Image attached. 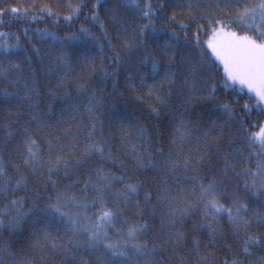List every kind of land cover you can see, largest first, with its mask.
Wrapping results in <instances>:
<instances>
[{
    "label": "snow or ice",
    "instance_id": "obj_1",
    "mask_svg": "<svg viewBox=\"0 0 264 264\" xmlns=\"http://www.w3.org/2000/svg\"><path fill=\"white\" fill-rule=\"evenodd\" d=\"M68 7L64 19H79L84 0ZM90 12L99 35L26 27L25 43L0 30L2 126L19 157L4 158L5 140L0 196L27 194L0 207V228L23 237L31 220L33 229L26 256L0 236V264H264V123L217 96L247 90L255 103L245 113L264 109V0H95ZM7 14L59 18L35 0L7 4L0 29ZM97 58L103 75L93 84ZM121 72L150 114L178 121L170 145L111 102L127 100ZM213 101L210 124L191 119Z\"/></svg>",
    "mask_w": 264,
    "mask_h": 264
},
{
    "label": "trees",
    "instance_id": "obj_2",
    "mask_svg": "<svg viewBox=\"0 0 264 264\" xmlns=\"http://www.w3.org/2000/svg\"><path fill=\"white\" fill-rule=\"evenodd\" d=\"M119 2V0H110V4H115ZM33 3V0H0V6H4L7 4H13L17 6H29ZM37 8H39L42 4H48L52 10L59 14V18L56 17H45L43 20L38 21H30L28 19H25L24 17H20L18 19H14L11 14L5 15L4 19L5 21H11V23H5L2 27L3 31L6 32H13L18 33L21 35V39L24 41V34L22 32V29L24 28H40V29H48L50 31L57 32L61 37H65L68 35H71L73 32H78L81 25H85L87 27H91L94 32H96L98 35L100 34L99 28L92 25V22L88 19H86L87 16L91 15L90 9L92 5L95 3V0H84V8L81 12L79 19L73 18L72 21L65 20L64 17L70 14V9L68 7L69 4H77L80 3V0H35ZM123 11V10H121ZM37 13H33L35 15ZM171 13H169L170 15ZM100 16L102 19L107 20V17L105 15V10L102 8L100 10ZM161 25L157 24V27L159 28ZM109 32L110 34L114 32V29L109 25ZM29 35H32V33H29ZM203 35V33H201ZM206 39V37H205ZM113 43H116L114 40ZM150 43H152L150 41ZM47 46V45H44ZM87 51V47L84 45H81L77 48V51L75 53L76 56L82 55ZM123 54V53H122ZM91 55H96L95 50H92ZM105 56H111V53L107 51V47L105 48ZM100 59H96V66H97V74L94 76L92 83L93 84H99L100 80L99 77L103 75L102 72H100ZM104 66L108 69L109 72H111L114 68V65L109 64L107 58L104 61ZM103 87V85H102ZM117 87L120 92H123L125 96L127 97L126 102L120 101L119 98H115V100L111 101L113 103L117 104L118 111L124 112L127 111L130 115L136 117L139 119V121L148 128V131L150 134L153 135V138L156 140L163 141V144L165 146L170 145L171 140L173 138V133L175 131V127L178 124V121L173 119V116L161 109L160 114L157 116L155 114H150V109L148 108V104L144 103L141 104L136 100V93L131 92L126 87L125 81H124V73L121 72L119 75V79L117 82ZM113 89V82L109 80L106 85V91L111 93ZM146 91V90H143ZM238 91V90H237ZM217 96L219 97V103H229L232 104L233 107L237 111L238 116L247 115V118L250 123H264V109L260 108H254L250 115L245 113L244 110V104H254L255 101L251 100L249 98V95L247 94V90L240 91L239 96L236 95V92L234 91H228L225 92L223 89H220V91L217 92ZM153 103H155L153 101ZM172 103H178V101H172ZM217 101H213L209 104H206L205 106H197L194 110V114L192 115L191 119L193 121L197 120V118L203 119L206 123H211L209 120V115L211 114V119H216L219 113H213V109L215 108ZM126 105V106H125ZM157 107H160L157 105ZM54 110L58 108L57 105L53 106ZM26 118V117H25ZM9 119V117L6 115V109H0V146H3L4 141L8 140V137L5 135V133L8 131V129L4 128L3 122L5 120ZM223 121H221L222 123ZM258 128L253 129V131H258ZM159 146V145H157ZM15 140H8V146L7 151L4 153V158L7 160L9 156H12L14 160H16L17 163H19V157L15 155ZM9 174H12V170L9 169ZM57 179L61 180L62 183L67 184L69 183V180L64 178L63 176L57 177ZM75 179V177H73ZM27 194L24 192H18L16 193V196H10V197H4L0 196V207H3L7 202L8 199H14L17 196H26ZM155 203V200H153ZM29 205L31 204V201H28ZM161 209H157V211H160ZM188 224L191 223V221L186 222ZM156 227L159 228V221H156ZM225 227H227V223L225 222ZM21 230L23 232V237L20 236L19 233L16 235H13L11 230L7 228H0V236H3L5 239L9 240H19V243H14L12 251L20 253V250L23 249V254L26 256L28 253L31 252L30 245L25 242L24 238L30 237L31 231L33 229L31 228V220L26 221L21 226ZM61 259L60 256L55 255L54 256V262H58Z\"/></svg>",
    "mask_w": 264,
    "mask_h": 264
}]
</instances>
